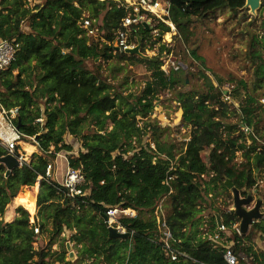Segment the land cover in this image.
<instances>
[{
    "label": "trees",
    "instance_id": "1",
    "mask_svg": "<svg viewBox=\"0 0 264 264\" xmlns=\"http://www.w3.org/2000/svg\"><path fill=\"white\" fill-rule=\"evenodd\" d=\"M42 1L46 3L36 6L31 15L17 20L11 28L6 25L9 15L0 12V39L19 44L15 62L0 72V111L19 108L12 123L24 143L37 138L34 145L38 151L30 163L23 162L8 177L7 168L0 164V264H51L54 257V262L60 264H228V244H232L238 264H264V252L254 244L257 236L264 238V219L253 223L248 235L240 236L234 229L239 223L235 213L215 206L220 197L230 196L225 180H231L246 196L264 174V105L257 95L264 89V20L263 33L250 34L247 60L253 68V80H232L236 85L231 95L239 102V119L229 123L230 106L221 100L212 101L219 88L208 78V92L184 91L178 88L186 85L178 71L166 74L162 70V53L174 55L173 49L163 44L157 56L146 55L153 31H159L153 46L161 44L170 32L166 24L160 22L154 28L146 23L137 26L132 40L140 42L141 55H130L88 37L82 23L78 26L80 15L74 12L76 9L70 16L72 12L62 8L63 22H68L70 28L67 37L59 40L49 26L50 14L59 0ZM63 1L71 5L73 0ZM103 2L105 13L101 15L100 28L110 41L120 21L134 10L115 0ZM170 2L168 19L177 29L178 49L202 65L204 58L196 49L188 52L187 47L196 20L225 9L238 14L246 5V0ZM24 11L19 10L20 14ZM25 22L29 32L22 29ZM113 59H118V69L123 61L145 66L151 79L141 95H124L109 82L102 64ZM89 62L94 69H89ZM168 91H175L183 123L191 127L186 136L189 140L181 148L156 139L161 128L150 121L155 102ZM244 128L249 129L248 134ZM149 133L155 137L156 150L151 149V142L145 143ZM67 134L78 138L79 149L66 142ZM206 150L208 161L202 157ZM61 152L71 154L67 156L69 167L82 172L84 195L69 197L54 170L53 176L47 178L48 166L55 169ZM6 155L7 150L0 145V157ZM36 196L37 225L30 223L28 210L21 206L13 222H4L6 209L15 198L24 197L36 211ZM162 202L169 209L165 222L172 234L173 249L186 255L178 261L171 259L163 242L156 216ZM114 208L137 212L135 217H119L115 225L129 233V238L110 237L105 216ZM207 210L211 214L206 223ZM217 216L230 232L221 233L223 241L219 246L208 237L216 233ZM36 226L39 234L34 232ZM66 232L78 248L75 261H66L68 240H64L61 254L34 248L42 234L49 235L52 245Z\"/></svg>",
    "mask_w": 264,
    "mask_h": 264
},
{
    "label": "rangeland",
    "instance_id": "2",
    "mask_svg": "<svg viewBox=\"0 0 264 264\" xmlns=\"http://www.w3.org/2000/svg\"><path fill=\"white\" fill-rule=\"evenodd\" d=\"M115 1L124 6H134L138 2V0ZM45 3L46 1L42 0H0V12L4 15H9L8 20H6V25L11 28L10 26L14 25L17 20L27 18L31 15L36 6ZM262 4H264V0H262L261 7ZM55 7V10H53L50 14L51 21L49 26L52 30L56 31L55 33L61 41L67 37L70 28L68 22H63L65 19L62 15V8L66 7L70 12L76 9L74 12L80 15L79 20L77 21L78 26L82 23V19L85 20L90 18L95 22L96 26L100 27L102 24L101 15L103 16L105 13V10L102 11L104 9L103 0H83L82 2L73 0L71 5H67L65 1L59 0V3H57ZM4 8H6L7 11H5ZM20 8L25 9L24 13L20 14ZM74 12H72L70 16H74ZM263 20L264 14L261 15V8L253 14L249 8H246V6H244L242 11L238 14H234L230 10L225 9L219 10L206 18L197 19L192 27L193 34L190 38L189 46L187 47L188 52L196 49L198 55L204 58L205 65H202L201 62L193 59L189 53L178 49L177 42L175 40L176 35L173 32L165 34L163 42L154 46L151 43L158 38L159 31L153 33L152 40L147 41L145 53L149 57L157 56L159 54L160 47L163 44L168 46V48L173 49V52L175 53L173 55L174 58L183 65L178 71V77L184 78L186 81V85H179V90L196 91L198 93L208 92L209 79L217 88H219V91L216 92L215 95L222 93V95L217 96L213 102L221 100L227 103L230 106L228 122L236 123L239 119V102L233 99V94L231 95V92H233L236 85L232 80H245L247 83H250L253 80V68L247 60V51L250 43V34L263 33L261 28ZM152 24L157 26L156 21ZM22 29L25 32L30 31L27 22L23 23ZM161 56L163 60H166L167 54H165V52H163ZM102 65L104 66L103 73L109 82L112 83L117 91H123L124 95H141L147 82L151 79V75L147 72L145 66L136 64L133 65L130 61L121 62L120 69L117 67L118 59H113L108 63H103ZM88 66L89 69H94V64L92 62H89ZM219 79L223 80L222 84H220ZM225 92H227V95H225ZM174 93L175 91H168L159 96V100L155 102V110L150 115V121L155 125L157 124L161 128V131H158L157 136H155L156 139L165 143L176 144L179 148H181L185 142H187L186 136L191 132V127L184 125L182 120L183 110L180 108V104L177 102ZM257 95L259 96L261 104L264 105V89L263 93L258 92ZM40 106L42 109L44 108L42 102L40 103ZM138 119L140 120V117ZM146 120L147 119H144L143 121ZM143 121L140 122V126L144 125ZM246 130L249 129H243V131L248 134V131ZM155 137L152 133H149L145 137V143H153ZM65 140L75 149H79L81 146L78 138L71 136L70 134L65 136ZM35 142L36 141L32 139L26 144L20 143L22 152L24 153V156H26L23 162H31L32 157L27 153L26 147L28 145L30 147H36L34 145ZM248 142H250V140H248ZM208 156L209 150L202 153V157L205 161H208ZM237 156L238 161H242L241 153H238ZM62 160L64 163L66 159L62 157ZM41 179L42 178L40 177L37 182L41 181ZM254 191L255 190H253L252 193H254ZM229 192L230 196L224 195L215 201V206L217 208H220L221 210L229 209L233 202L232 192L230 190ZM259 194L262 195L264 199V194L262 192H259ZM13 203L6 209L4 222H13L15 218L18 217L17 208L21 206L28 210L30 214V223L33 224V216L38 213L37 196L36 211L33 210L32 206L30 208H26L22 205L16 204L15 200ZM226 204L229 205L228 208ZM132 211L133 210H130L128 214L135 216L137 212ZM261 211L264 213V209ZM168 212L169 209L166 204L162 202L156 212L157 219L164 218L165 215L167 216ZM204 214L205 221L207 223L210 218L211 211L207 210ZM167 230H169L168 227ZM38 238L39 239L33 244L36 250L46 248L47 250L57 252L58 254L63 252L62 244L64 240H68L66 243V250L68 252L66 261L73 262L76 260L78 248L69 241L70 233L66 232L56 239L55 243L52 245L50 244L48 234H42V236H39ZM254 242L256 249L264 252V238L259 235L254 239ZM71 253H74V260H71L70 258ZM54 258L50 259L51 264H60L59 262H54ZM77 264L86 263L79 262Z\"/></svg>",
    "mask_w": 264,
    "mask_h": 264
},
{
    "label": "built area",
    "instance_id": "3",
    "mask_svg": "<svg viewBox=\"0 0 264 264\" xmlns=\"http://www.w3.org/2000/svg\"><path fill=\"white\" fill-rule=\"evenodd\" d=\"M129 7H133L134 12L130 13L128 16H126L120 21L119 28L114 32V36L110 41L105 37L104 32L101 30V28L99 26H96L95 22L90 18L83 20L82 27L86 30L88 37L93 38L97 42L101 41L112 45L115 51L121 52H126L128 50L134 49L137 46L138 43L132 40V36L136 31L137 26L142 23L151 25L152 28H154L155 26L152 23L156 21L158 25L161 22L170 27V32H173L175 35L177 34L176 26L171 20L168 19L171 7L170 0H138L136 5L126 6L127 9ZM149 14L150 16H152L150 17ZM156 32L158 31H153V33ZM18 50L19 44L15 41L0 39V72L8 69L12 65V63L15 62ZM63 53L66 52L64 51ZM182 66L183 65L178 62L171 53L167 54V58L166 60H164L162 70L166 74H169L171 70L179 71ZM18 113L19 108H14L9 111L3 108L1 109L0 145L7 150L8 155L16 156V150H18L20 153L19 159L23 162L25 157L22 155L18 147H21L20 143L24 142L22 141V135L12 123V120H14L18 116ZM43 121V119L37 120L38 123H43ZM246 131H248L247 133H249V130ZM188 140L189 139H187V141ZM150 145L152 150H156V146L154 143L151 142ZM66 161L67 168L65 171L64 178L60 183L61 186L67 189L68 196L71 198L84 195L85 193H83L81 187L85 183V178L82 172L80 170H75L69 167L68 158H66ZM53 170L54 166L49 165L46 172L47 178H51L53 176ZM254 190L258 191V193L262 192L264 194V174L258 179V184ZM253 195L256 200L257 194L253 193ZM262 209H264V199ZM129 211L130 210H124L119 208L109 209L107 212V216L109 218L108 225L116 227L115 225L118 224L119 217L123 215L131 216L128 214ZM135 216L132 215V217ZM116 228H118L120 232H126L124 229H122L121 226H117ZM234 229L240 236H242L239 232V223L234 225ZM167 231V236L170 242L167 243L164 240L163 242L165 243V247L168 250V255L171 257V259L173 261H178L180 256L185 257L186 255L183 253H179L175 249H173V246L171 244L172 234L169 230ZM34 232L35 234H39L40 231L38 226L34 228ZM221 233L230 235V232L227 230L223 223L217 227L215 234L208 235L209 239L215 244V246H219L222 244L223 238L221 237ZM225 250V259L228 264H238V258L232 250V244L226 245Z\"/></svg>",
    "mask_w": 264,
    "mask_h": 264
},
{
    "label": "water",
    "instance_id": "4",
    "mask_svg": "<svg viewBox=\"0 0 264 264\" xmlns=\"http://www.w3.org/2000/svg\"><path fill=\"white\" fill-rule=\"evenodd\" d=\"M246 8H249L251 13L255 14L260 8L262 0H246ZM125 53L130 55H141V44L140 42L137 44V46L134 49L128 50ZM222 93H219L218 95L212 96V101L217 98V96H221ZM225 95H227V92H225ZM37 140V138H35ZM20 153L18 150H16V156L13 155H6L4 157H0V164L4 165L7 168V172L5 174L6 177H8L11 172L19 168L23 165V162L19 159ZM39 182V188H40ZM226 188L232 192L233 195V202L232 205L229 207V210H232L235 215L239 219V232L242 236L248 235L250 229L253 226V223L256 221H260L264 219V213L261 211L263 206V197L258 193V191H254L255 194H258V198L255 200L254 195L252 191H248L246 196H243L241 191L237 189L231 180L227 179L224 182ZM218 218V226L222 224V220L219 216ZM34 222L33 224H38V217L37 215L33 216ZM105 220L108 222L109 218L108 216H105ZM109 234L111 238H129L131 235L126 232H120V230L116 227L109 226ZM74 253L70 254L71 260H74Z\"/></svg>",
    "mask_w": 264,
    "mask_h": 264
},
{
    "label": "crops",
    "instance_id": "5",
    "mask_svg": "<svg viewBox=\"0 0 264 264\" xmlns=\"http://www.w3.org/2000/svg\"><path fill=\"white\" fill-rule=\"evenodd\" d=\"M32 149H33V151L29 154V156L31 155V157H32V155H33L34 153H36V151H37L36 147H33V146H32ZM20 152H21L22 155L24 156V153L22 152V148H21ZM74 154H77V152H75ZM68 155H71V154H69V153H67V152H65V153H64V152H61V153H59V155H58V157H57V160H56L55 169H54V174H55V178H56V180H57L59 183L62 182V180H63V178H64V175H65L66 168H67V161L65 160V162L63 163L62 157H64V159H66ZM24 157H26V156H24ZM59 164H61V165H59ZM60 178H61V180H60ZM38 191H39V189H38ZM18 198H21V197H18ZM23 198H24V197H23ZM24 199H25V198H24ZM14 200H15V199H14ZM25 201H27V200L25 199ZM13 205H14V203H13Z\"/></svg>",
    "mask_w": 264,
    "mask_h": 264
},
{
    "label": "bare ground",
    "instance_id": "6",
    "mask_svg": "<svg viewBox=\"0 0 264 264\" xmlns=\"http://www.w3.org/2000/svg\"><path fill=\"white\" fill-rule=\"evenodd\" d=\"M26 151H27L28 154H30L33 151V149H32V147H30L28 145L26 147ZM15 202H16V204L22 205V206H24L26 208H30L31 207L30 203L28 201H25V199L23 197L15 198ZM165 221H166L165 217L164 218H158V223L160 224L161 232L164 234V237H162V238H163V240L165 242L169 243L170 240L168 239V236H167V232L168 231H167V226H166V222Z\"/></svg>",
    "mask_w": 264,
    "mask_h": 264
}]
</instances>
